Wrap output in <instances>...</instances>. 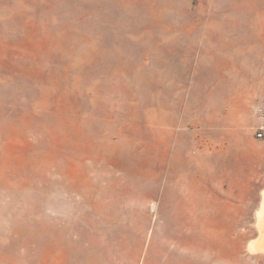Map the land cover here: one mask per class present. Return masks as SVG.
<instances>
[{
  "label": "rangeland",
  "instance_id": "rangeland-1",
  "mask_svg": "<svg viewBox=\"0 0 264 264\" xmlns=\"http://www.w3.org/2000/svg\"><path fill=\"white\" fill-rule=\"evenodd\" d=\"M262 124L264 0H0V264H264Z\"/></svg>",
  "mask_w": 264,
  "mask_h": 264
},
{
  "label": "built area",
  "instance_id": "built-area-1",
  "mask_svg": "<svg viewBox=\"0 0 264 264\" xmlns=\"http://www.w3.org/2000/svg\"><path fill=\"white\" fill-rule=\"evenodd\" d=\"M256 136L258 139H264V124L258 127L256 131Z\"/></svg>",
  "mask_w": 264,
  "mask_h": 264
},
{
  "label": "bare ground",
  "instance_id": "bare-ground-1",
  "mask_svg": "<svg viewBox=\"0 0 264 264\" xmlns=\"http://www.w3.org/2000/svg\"><path fill=\"white\" fill-rule=\"evenodd\" d=\"M262 205H263V203H262ZM260 218H261V220H262V225L264 226V205H263V207H262V212H261V217H260ZM261 238H262V240L259 239V241H260V243H261L260 245H261L262 248H264V236L261 237ZM256 244H258V243H256ZM256 244H255V245H256ZM260 245H259V246H260ZM253 248H254V247H253Z\"/></svg>",
  "mask_w": 264,
  "mask_h": 264
}]
</instances>
